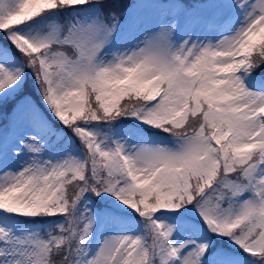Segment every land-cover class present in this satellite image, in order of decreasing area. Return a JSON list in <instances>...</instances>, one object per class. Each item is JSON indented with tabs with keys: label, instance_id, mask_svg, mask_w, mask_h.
I'll use <instances>...</instances> for the list:
<instances>
[{
	"label": "snow or ice",
	"instance_id": "obj_1",
	"mask_svg": "<svg viewBox=\"0 0 264 264\" xmlns=\"http://www.w3.org/2000/svg\"><path fill=\"white\" fill-rule=\"evenodd\" d=\"M0 264H264V0H0Z\"/></svg>",
	"mask_w": 264,
	"mask_h": 264
}]
</instances>
